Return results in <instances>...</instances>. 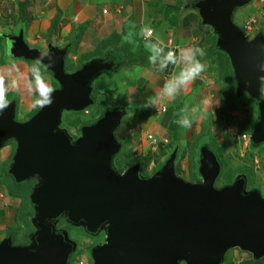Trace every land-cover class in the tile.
Segmentation results:
<instances>
[{
	"label": "water",
	"instance_id": "95a60500",
	"mask_svg": "<svg viewBox=\"0 0 264 264\" xmlns=\"http://www.w3.org/2000/svg\"><path fill=\"white\" fill-rule=\"evenodd\" d=\"M251 0H198L201 24L216 36V47L224 53L237 84L236 95L257 104V121L250 133L253 146L264 144V102L257 65L264 62L259 46L262 33L248 40L233 22L237 9ZM8 55L15 60L35 62L48 53L52 66L43 67L58 88L53 103L39 108L26 123L15 121V101L0 113V147L10 141L16 149L7 170L16 184L35 179L29 195L35 210L36 233L29 247H13L10 238L0 241V264H68L74 250L53 222L65 218L82 226L88 234L104 231V244L91 257L94 264H222L224 254L237 248L264 258V199L258 190L245 192L246 179L215 187L221 166L214 153L202 146L198 174L202 182L189 184L175 175L173 151L160 172L150 179L140 177V164L123 174L112 167L121 144L114 140L123 109L106 111L92 125L80 129L74 143L59 128L63 112H79L92 104V81L113 63L93 59L80 70L67 73V48L48 45L47 52L29 47L18 36L5 35Z\"/></svg>",
	"mask_w": 264,
	"mask_h": 264
},
{
	"label": "rangeland",
	"instance_id": "374dc122",
	"mask_svg": "<svg viewBox=\"0 0 264 264\" xmlns=\"http://www.w3.org/2000/svg\"><path fill=\"white\" fill-rule=\"evenodd\" d=\"M81 1L84 2L85 0ZM73 2H78L75 3L77 6L81 4L79 0H74ZM159 2L164 3L166 0ZM175 2H178V0H175ZM20 5L25 6V13L30 18L27 23H22L18 18ZM65 5L67 7V4ZM66 7L60 6V0H0V33L4 35L3 37L5 35L18 36L19 30H21L26 43L41 52H47L49 44L60 48L66 47L65 45L70 43V40L78 31L80 23L83 21V12L79 13V11H75L76 16H73L75 15L73 13V15L69 14L66 18H61L64 17L63 12ZM254 7H257V4L252 1L237 9L233 22L240 28L248 19H254V25L249 31V38H252L257 33H262L264 37V22L259 19L261 18V10H254ZM62 9L63 11H61ZM54 17H58V26L48 38L47 33L51 29V22ZM195 17L197 18V16ZM157 26L153 25V28L158 29L160 27L157 28ZM95 36L96 32L91 33V31L87 35L84 34L82 39L80 35V44L74 50L72 49V53L66 57L67 64L65 69L67 73L72 74L80 70L84 64L82 63L85 59L84 54L91 52L93 49L94 51L96 50L97 39ZM207 37L208 35L205 34L204 37H201V40L198 38L195 40L196 47L203 48L205 53L209 52L214 44L216 45V36L215 40L211 39L210 41H207ZM2 49L3 45L1 46L0 44V58L3 57L12 62L8 55V48L5 52ZM201 61L206 65V70L198 78V83L202 84V86L198 87L199 98L208 96V104L201 105L200 112L203 117L200 116L198 119H193V116H190L192 121L197 120L196 124L192 122L191 127L188 128L180 126V138L172 137L167 132L170 136L166 139L164 138L167 137L166 132L162 130L158 132V136L154 134L157 131L154 132L153 127L158 126L159 118L161 117L158 115L162 113L155 110L151 117H147L137 112L139 111V106H137L139 105V96L134 101L132 94H128L126 90L128 77L121 68L118 72H114L109 79L105 76H99L93 80L92 89L97 82H101L104 86L106 85L105 88L100 90L94 99L91 98L93 93L91 91L92 104L83 111L63 112L59 128L67 133L72 142L76 143L80 139L81 128L79 126L81 124L92 123L106 111L121 108L126 113L113 134L114 140L126 137V141L122 142V148L112 159V167L118 174H123L130 167L139 164L141 159L142 165L140 166L139 175L143 179H150L161 171L170 154L176 151L174 160L175 175L186 183L198 185L202 182L198 174L199 150L202 146H205L214 153L221 166V174L215 184L217 189L229 186L234 183L237 177L243 176L246 179L245 192L258 190L264 199V144L243 149L242 143L239 141V137L242 134L251 133L257 121V104L250 103L247 96L244 97L243 94L236 95L237 84L234 74L233 80L229 76H224L225 65L223 61L217 58L211 60L210 56L202 57ZM25 63L19 62L17 65L11 64V66L0 67V75L4 76L5 85L7 91H9L7 94H16L17 97H20L22 104H24L18 110L19 102L15 103V121L17 123H26L39 110V108L31 107L34 97L26 88L27 81L30 78V69L33 67L34 62ZM117 68L118 65L111 71H117ZM41 71L44 73L45 69L42 67ZM12 81H16L18 86L11 87ZM46 82L52 87V78L50 83L47 80ZM57 88L58 86L54 89ZM184 102H186L185 99ZM207 105L210 108L209 111H207ZM185 107H187V103L182 109ZM164 126L165 123L163 122L160 127L163 128ZM129 129L132 131L129 132ZM146 134L154 135L161 147L151 152L148 149L149 147H147ZM163 139L167 140V142L165 143ZM171 139L172 141L170 142L169 140ZM2 148H10V153L4 165L0 167V181H2L3 171L9 169L12 163L16 144L10 141L3 144ZM2 187L0 186V194L3 196L2 198L0 197V218H2V209L6 215L3 218V225L0 227V241L10 238L13 247H29L32 244L31 238L37 231L32 225V220L36 215L35 210L30 208L33 210V214L29 218V223H27L20 216L21 201L8 197L5 193V186L4 189ZM53 227L55 233L61 234L64 232L67 239L74 244L75 248L68 258V264H94L91 253L96 247L104 244V231H101L96 236H89L84 233L82 226H72L66 222L64 217L54 221ZM8 231L13 233V237L6 235ZM252 260L254 259L250 253L234 248L224 254L223 264H250ZM254 261H259L258 264H264V258ZM179 264L186 263L181 261Z\"/></svg>",
	"mask_w": 264,
	"mask_h": 264
},
{
	"label": "crops",
	"instance_id": "0c3cea01",
	"mask_svg": "<svg viewBox=\"0 0 264 264\" xmlns=\"http://www.w3.org/2000/svg\"><path fill=\"white\" fill-rule=\"evenodd\" d=\"M73 1L74 0H60V6L63 5L64 8L66 7L65 4H67V7L63 12L64 17L61 18H66L67 16H69V14L73 15V13L75 14V11L77 12L79 11V13L83 12V17H82L83 21L80 23L79 29L77 33L74 34V36L81 34V39H82V36H84V34L87 35L88 32L90 31L91 33L96 32V36H95L97 39V45L95 46L96 50L94 51L93 49L91 52H86L84 54V57L87 59V61L85 62H88L93 59L101 60L103 62H106L107 60L113 61L116 58L110 59L105 53L107 51H110L112 53L114 51L113 47H115L116 49V47L119 48L121 45L128 46L129 52L132 55H135L139 51H142L143 58L140 59L141 64H135V63H133L132 65L121 64V66L120 65L118 66L116 72H118L122 67L121 68L122 71H124L125 75L128 77L126 83V90L128 94L130 95L132 94V96L134 97V101H136L137 96H139L138 97L139 105H137L139 106V111H141V113L137 111L139 114H143L146 115L147 117L148 116L151 117L152 114L155 113V110L159 111L160 107L165 108V113L158 115L161 117L159 118L158 126L156 125L153 127L154 132L157 131L154 134L157 135L159 134L158 132L162 130L166 132L167 135V137L164 138L168 139L170 136L169 134H167L170 119L172 115L175 112H177L176 108H179L180 111L186 103H187V108L189 110H191L192 108L197 109L195 113H190V116H193V119L194 118L198 119V117L201 116V112H200L201 105H204L206 103L208 104L207 101L208 96L207 97L202 96L201 98H199L198 87L202 86V84L198 83L199 76L194 81H192L185 89H183L176 96L174 100H169L165 103L158 104L156 108H150L147 110H145L143 106L141 107V105L144 104V101L148 97L156 95L163 87L164 83L167 80H169L174 74L180 71L182 65H173L170 73L167 72L168 74H161L158 67L153 66L152 64L149 63L148 60L149 52L145 47V42L138 35V33L143 26L145 25L149 26L153 30L151 38L158 41L161 46H166V47L168 46L169 49H172L176 53H179V51L184 48L196 47L195 40L197 38L201 40L202 36L204 37L205 34L209 36L213 34V31L210 27H206L201 24V19L198 15L197 10L191 7L190 5V2L192 0H182V1L178 0V2H175V0H170V1L166 0V2L164 3L159 2L163 0H85L84 2L79 0L81 3L79 4V6L75 5V3L78 2H73ZM173 6H177L179 9L173 11L172 10ZM150 7H152L151 10ZM61 11H63V9ZM168 11H171L173 15L174 14L176 15L177 13L178 16L177 25H173L169 22L168 19L171 18L172 14H168ZM165 12L167 13L165 14ZM73 16H76V14ZM195 16H197V18ZM153 25H158L157 28L159 26L160 27L156 29L153 28ZM129 33H132V36L130 38L131 42L125 41L123 39L125 36H128ZM0 36L3 39L0 41L1 46L3 45L2 51L5 52V50L8 48V42L3 37L4 36L3 34L0 33ZM23 39H24V35H23ZM24 42L26 43L25 39ZM52 46L60 48L56 45H52ZM65 46L67 48V54H66L67 57L70 53H72L71 52L72 49L74 50L75 48H73V46H70L69 43ZM0 59H1L0 67L11 66V64L17 65L19 64V62H22L23 64L25 63V61L23 60H15L12 58H11L12 62L8 61V59H5L3 57ZM66 64H67V59L65 58V68H66ZM43 77L45 80H47L50 83L51 77L48 73L46 72L43 73ZM167 77L169 79L166 80L165 78ZM8 92L9 91H7V93ZM6 98L8 103H10L11 101H15V103L19 102L18 110H20V107L24 106V104H22L20 97H17V95L16 97H13L9 93L6 95ZM184 99L186 102H184ZM205 101L207 102L205 103ZM209 110L210 108L207 105V111ZM163 122L165 123V126L162 128L160 127V125L163 124ZM192 122L196 124L197 120L196 121L193 120ZM131 131L132 130L129 129V132ZM180 137L181 136L179 135V138ZM125 138L126 137L124 136L122 138H117L115 140L122 145V142L126 141ZM169 141L171 142L172 139ZM1 147H0V167L4 165L6 158L10 153V148L1 149ZM2 188L4 189V186ZM0 197L2 198L3 196L0 194ZM1 213H2V218H0V227L3 225L4 222L3 218L4 215H6L3 209L1 210Z\"/></svg>",
	"mask_w": 264,
	"mask_h": 264
},
{
	"label": "clouds",
	"instance_id": "9594fccd",
	"mask_svg": "<svg viewBox=\"0 0 264 264\" xmlns=\"http://www.w3.org/2000/svg\"><path fill=\"white\" fill-rule=\"evenodd\" d=\"M255 3H257V0H255ZM240 29L242 30V27H240ZM152 32L153 30L149 26L145 25L138 33V35L145 41V47L149 52V63L158 67V69L161 70V74H166L165 72L163 73V70H166L170 65H182V67L178 73L174 74L164 83L163 87L156 95L148 97L144 101V108H156L158 104L174 100L183 89H185L192 81H194L202 72L206 70V65L201 61V58L206 55L203 48L188 47L181 49L179 53L169 51L161 46L158 41L151 38ZM257 34H255L252 38H246L251 40ZM131 36L132 33H129V35L125 36L123 39L131 42ZM259 50L261 53H264V44L259 46ZM42 57L49 61V65L47 66H52L54 64L53 57L50 54L44 53L42 54ZM47 66L43 64V59H37L34 62L33 67L30 69V78L27 81L26 88L27 91L34 97L31 104V107L33 108H43L50 106L53 103L52 97L55 89L46 82L43 77V73L41 72V68ZM257 68L259 72L264 73V62L258 64ZM101 75L105 74L102 72L99 76ZM258 82L261 100L264 102V75H260L258 77ZM10 86L17 87L18 85L16 81H12ZM6 95L7 87L5 85V79L3 75H0V113L8 107ZM196 111V108L189 110L185 107L181 109L176 123L184 128L191 127L192 119L190 118V113H195ZM251 146L253 145L251 144Z\"/></svg>",
	"mask_w": 264,
	"mask_h": 264
},
{
	"label": "trees",
	"instance_id": "16d2710c",
	"mask_svg": "<svg viewBox=\"0 0 264 264\" xmlns=\"http://www.w3.org/2000/svg\"><path fill=\"white\" fill-rule=\"evenodd\" d=\"M179 8L177 6H173L172 10L176 11ZM168 14H172L171 11H168ZM18 18L20 21H22V23H27L29 21V17H27L26 13H25V6L20 5L19 6V10H18ZM169 22L173 25H177L178 23V16L177 13L176 15L172 14L171 18L168 19ZM58 17H54V19L51 22V29L49 30V32L47 33V37L49 38L51 33L57 28L58 26ZM81 35V34H80ZM80 35H76L74 36L71 40H70V46H73V48H76L80 42ZM215 36L213 34L209 35L207 37V41L215 40L214 39ZM3 40L2 37L0 36V41ZM114 51L111 53L110 51H107L105 54L108 56V58L113 59L116 58L112 61L113 63V67H115L116 65H120V64H129L132 65L133 63L135 64H141L140 63V59L143 58L142 56V51H139L137 54L132 55L129 52V47L126 45H121L119 48L113 47ZM99 53V52H98ZM115 56V57H114ZM205 56H210L211 60H213V58H217L220 59L221 61L224 62L225 65V71H224V76H229L230 79L233 80V71L232 68L230 66L229 60L227 58V56L222 53L221 51H219L216 47V45L214 44L212 48H210L209 52L206 53ZM123 57V59H122ZM87 61V59L85 58L83 60V62ZM122 61V62H120ZM31 63V62H30ZM33 63V62H32ZM116 63V64H115ZM122 68V67H121ZM42 72V71H41ZM112 71L109 76L106 75L109 72H106L105 75H102V77H107L108 79L113 75ZM45 73V72H44ZM50 75V74H49ZM51 77V75H50ZM52 78V77H51ZM53 85L52 88H56L58 85L56 84V82L52 79ZM56 85V86H55ZM93 85V84H92ZM106 86V85H105ZM105 86L101 83V82H97L96 86L93 87L92 89V96L91 98L94 99L96 97V94L105 88ZM13 97H16V94H12ZM247 99V98H246ZM248 100L250 101V103H255L254 101H252L251 99L248 98ZM247 100V101H248ZM248 101V102H249ZM177 112H175L169 122V128H168V132L172 135V137H179L181 131H180V125H178L176 123V120L179 118V108H176ZM139 113H141V111H138ZM96 120H94L92 123H86V124H81V126H79L80 128L87 126V125H92ZM141 160V159H140ZM139 160V164H141V161ZM7 170L3 171V177H2V181H0V186H5V190H6V195L8 197L14 198V199H19L21 201V207H20V216L21 218L25 219V221L27 223H29V218L30 216L33 214V210H31L30 208H33L30 204L29 201V195L31 194L32 189L35 187V185L37 184V181L35 179H31L29 181H25L21 184H16L13 179L7 175L6 173ZM221 174V172H220ZM32 230V229H31ZM13 233H11L10 231H8V233L6 232V235L13 237L12 235ZM259 261H254L252 260L250 264H258Z\"/></svg>",
	"mask_w": 264,
	"mask_h": 264
},
{
	"label": "built area",
	"instance_id": "2783aa9c",
	"mask_svg": "<svg viewBox=\"0 0 264 264\" xmlns=\"http://www.w3.org/2000/svg\"><path fill=\"white\" fill-rule=\"evenodd\" d=\"M257 7H254V10H261V15L259 18L260 20H262V22H264V0H257ZM253 20V21H252ZM248 19L242 26V31L244 32V34L246 35V37L249 38V31L252 29V26L254 25V19ZM144 41V39H143ZM166 47V46H163ZM166 50L169 51H173L172 49H169L168 46L165 48ZM173 65H170L166 70H163L166 74L167 72H171ZM263 100H264V96H263ZM159 112L160 113H165V108L164 107H160L159 108ZM146 138H147V144L149 149L151 150V152H153L156 148L161 147L159 141L156 139V137L154 138V135L152 134H146ZM163 141L166 143L167 140L163 139ZM239 141L242 143V147L243 149H247L248 147L251 146V140H250V135L249 134H242L239 137ZM257 167V166H256Z\"/></svg>",
	"mask_w": 264,
	"mask_h": 264
},
{
	"label": "flooded vegetation",
	"instance_id": "af4514ba",
	"mask_svg": "<svg viewBox=\"0 0 264 264\" xmlns=\"http://www.w3.org/2000/svg\"><path fill=\"white\" fill-rule=\"evenodd\" d=\"M198 0H192L191 2H190V5H191V7L197 2ZM252 1H254L255 2V0H251V2ZM164 48H166V47H164ZM109 62H112V61H109V60H107L105 63H109ZM112 70L114 69V67L113 68H111ZM112 72V71H111ZM111 72H109L108 74H106V75H109ZM114 72H116V71H114ZM160 72H161V70H160ZM163 73H164V71H163ZM105 74V73H104ZM102 76V75H101ZM93 83V82H92ZM243 96L244 97H246V94H243ZM248 98V97H247ZM5 170H8V169H5ZM6 173H7V171H6ZM7 175H8V173H7ZM84 233L85 234H87V235H89V236H96V235H98V234H88L86 231H84ZM100 234V233H99Z\"/></svg>",
	"mask_w": 264,
	"mask_h": 264
}]
</instances>
